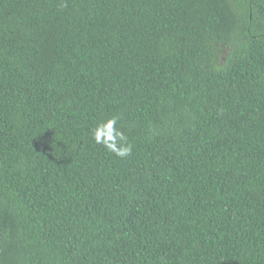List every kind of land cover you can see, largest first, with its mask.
Here are the masks:
<instances>
[{
  "label": "trees",
  "instance_id": "obj_1",
  "mask_svg": "<svg viewBox=\"0 0 264 264\" xmlns=\"http://www.w3.org/2000/svg\"><path fill=\"white\" fill-rule=\"evenodd\" d=\"M0 264H264V0H0Z\"/></svg>",
  "mask_w": 264,
  "mask_h": 264
},
{
  "label": "clouds",
  "instance_id": "obj_2",
  "mask_svg": "<svg viewBox=\"0 0 264 264\" xmlns=\"http://www.w3.org/2000/svg\"><path fill=\"white\" fill-rule=\"evenodd\" d=\"M119 118L113 116L107 120L97 122L90 129L92 140L97 145H102L107 151L118 158H126L132 154V145L123 131L117 127Z\"/></svg>",
  "mask_w": 264,
  "mask_h": 264
}]
</instances>
